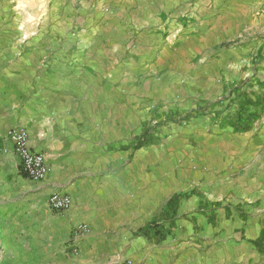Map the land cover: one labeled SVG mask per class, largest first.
Returning a JSON list of instances; mask_svg holds the SVG:
<instances>
[{
	"label": "crops",
	"instance_id": "0c3cea01",
	"mask_svg": "<svg viewBox=\"0 0 264 264\" xmlns=\"http://www.w3.org/2000/svg\"><path fill=\"white\" fill-rule=\"evenodd\" d=\"M197 10L209 11L208 18H194ZM169 17L180 19L169 24ZM167 28L177 35L165 39ZM133 40L135 53L127 55ZM213 48L227 68L239 54L255 59L238 76L253 85L246 91L253 100L264 97V0H0V155L20 167L9 132L24 128L31 151L49 168L44 181L24 180L32 188L21 208L0 210L23 222L10 237L0 228V264H264V194L246 202L173 194L117 212L108 210L111 203L107 211L94 203L84 219L75 217L72 187L62 193L72 201L69 211L56 213L48 204L57 172L71 170L65 157L77 147V125L85 136L83 125L102 123L103 93L124 91L127 67L138 63L137 90L152 92L169 61L204 76L199 56ZM233 87L239 86L224 95ZM261 128L264 112L243 134ZM151 223L149 235H140ZM80 225L90 232L71 241Z\"/></svg>",
	"mask_w": 264,
	"mask_h": 264
},
{
	"label": "rangeland",
	"instance_id": "374dc122",
	"mask_svg": "<svg viewBox=\"0 0 264 264\" xmlns=\"http://www.w3.org/2000/svg\"><path fill=\"white\" fill-rule=\"evenodd\" d=\"M209 13L197 10L193 17L201 14L200 18H208ZM179 19L167 20L170 24ZM171 31L165 30V39L177 35L176 30ZM133 42L126 44L125 54L135 53ZM222 56L218 48L207 53L204 60L199 56L198 64L208 71L202 77L194 75L193 69L169 61L157 74L162 84L152 92L137 90L138 63L127 67V77L131 78L124 91L115 88L103 93L108 99L100 101L103 108H97L102 123L83 125L87 127L85 136L80 132L82 125H77L78 133L72 140L77 147L65 157L71 170L66 171L64 166L57 172L47 198L73 188L75 217L84 219L91 212L85 207L94 203L104 211V204L111 203L108 210L117 212L123 205L131 210L139 203L141 207L144 203L152 206L155 199L164 200L173 194L211 196L222 202L262 197L264 128L254 134H235L229 127L222 128L221 120L216 119L229 111L230 99L224 89L238 84L249 93L254 90L238 75L256 61L239 54L237 61H232L234 68H227V59ZM187 115L191 119L185 120ZM169 116L171 120L165 123ZM145 127L152 131L155 142L135 151L137 137ZM24 180L31 179L21 173L15 161L0 155V210L21 208L23 192L32 188ZM0 228L4 237H10L15 229L20 234L23 222L0 213Z\"/></svg>",
	"mask_w": 264,
	"mask_h": 264
},
{
	"label": "built area",
	"instance_id": "2783aa9c",
	"mask_svg": "<svg viewBox=\"0 0 264 264\" xmlns=\"http://www.w3.org/2000/svg\"><path fill=\"white\" fill-rule=\"evenodd\" d=\"M9 137L13 142L14 151L19 158L20 167L23 174L31 180L44 181L49 174V168L42 154L32 152L29 147V134L24 128H13L9 132ZM1 150V143H0ZM48 204L56 213H65L70 210L72 201L68 195L53 193L48 199ZM90 232L88 226L80 225L72 233L71 241L77 236H84ZM109 264H130L129 261H114Z\"/></svg>",
	"mask_w": 264,
	"mask_h": 264
},
{
	"label": "trees",
	"instance_id": "16d2710c",
	"mask_svg": "<svg viewBox=\"0 0 264 264\" xmlns=\"http://www.w3.org/2000/svg\"><path fill=\"white\" fill-rule=\"evenodd\" d=\"M230 104L228 105L229 110L233 105H236V110L233 113H228L226 116L219 115L216 119L221 120V127H229L235 134H243L249 132L255 122L261 117L264 112V97L258 96L253 100L246 91H243L241 87H233L229 92ZM169 116L167 123L171 120ZM191 119L190 115L185 117V120ZM216 120V121H217ZM155 142L152 131L145 127L142 134L137 138L135 150L150 145ZM178 197L175 196L173 200ZM152 223L143 228L139 233L143 236H148L151 229Z\"/></svg>",
	"mask_w": 264,
	"mask_h": 264
}]
</instances>
